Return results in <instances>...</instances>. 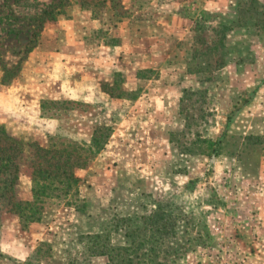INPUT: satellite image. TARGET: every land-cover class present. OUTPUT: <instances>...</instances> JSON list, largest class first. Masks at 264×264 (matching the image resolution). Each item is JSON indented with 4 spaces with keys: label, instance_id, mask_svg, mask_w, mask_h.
Segmentation results:
<instances>
[{
    "label": "rangeland",
    "instance_id": "obj_1",
    "mask_svg": "<svg viewBox=\"0 0 264 264\" xmlns=\"http://www.w3.org/2000/svg\"><path fill=\"white\" fill-rule=\"evenodd\" d=\"M124 1L0 0L7 66L38 32L17 75L2 84L0 71V126L42 148L109 135L76 171L77 193L47 200L40 221L24 227L0 200V264H104L88 236L124 246L138 227L132 264H264L263 143L243 139L236 120L254 91L245 68L264 52V0L167 6L146 24L139 0ZM38 161L22 156V201Z\"/></svg>",
    "mask_w": 264,
    "mask_h": 264
},
{
    "label": "trees",
    "instance_id": "obj_2",
    "mask_svg": "<svg viewBox=\"0 0 264 264\" xmlns=\"http://www.w3.org/2000/svg\"><path fill=\"white\" fill-rule=\"evenodd\" d=\"M49 13V10H43L35 18L34 21L37 22L38 28L43 23V17ZM37 36V31L31 33L25 48L19 52L22 56L15 64L7 66L4 61L0 60L2 84H7L17 75L22 59L35 47ZM98 132H101V129H96L93 132L91 141L86 148L76 144H69L63 148H42L34 143H24L0 126V200L5 201L9 210L18 217L24 227L41 220L42 205L47 200L60 198L66 200L77 193L80 179L76 175V171L87 166L91 160L90 156L102 150L109 137L103 132L96 135ZM243 139H254L255 143H263L262 158L264 160V136L246 135ZM80 151H85L87 154L83 157ZM29 153L36 154L40 161L31 167L32 200L22 201L15 194V186L21 168L22 156ZM158 214L154 212L152 218L162 221L161 217H157ZM127 220L121 218L118 222ZM157 228L155 230L159 232L160 228L158 226ZM142 232L145 234L144 229L139 227L125 229L124 236L130 238V242L124 246H113L107 235L88 236L89 241L92 242L88 251L91 256L106 257L107 261L104 264H132L131 256L138 251L141 245L137 243L136 238L143 236ZM101 239H103L102 244H99L98 241Z\"/></svg>",
    "mask_w": 264,
    "mask_h": 264
},
{
    "label": "crops",
    "instance_id": "obj_3",
    "mask_svg": "<svg viewBox=\"0 0 264 264\" xmlns=\"http://www.w3.org/2000/svg\"><path fill=\"white\" fill-rule=\"evenodd\" d=\"M132 1L134 0H125L123 2L124 9L129 10L132 7ZM139 0V10L136 12L138 15V22L139 23H151V22H158L161 21L160 19L163 17H166L168 14H165L164 16L162 14V8L167 6L172 7H189V6H207L210 5L211 0ZM201 1V3H199ZM205 9V8H203ZM128 16L124 17L122 20V26L121 27V34H118L121 37L127 36L126 30V24H129L131 22L130 13L127 14ZM174 18L179 16H185L184 14H180L179 12H172L171 14ZM171 16V17H172ZM72 22V21H70ZM119 24V23H118ZM74 25V24H72ZM71 25V26H72ZM124 44V42H123ZM162 61V60H160ZM264 52H258L254 63H250L249 66L245 68V72L247 75H250V79L254 82V91L252 93V99L250 101V104L244 107L238 114V117L236 120L242 121L244 125H242V130L244 135H259L264 134ZM154 67V66H152ZM251 81V80H250ZM242 86V91H248L250 88V85L246 81L244 85L240 84V87ZM251 91V90H250Z\"/></svg>",
    "mask_w": 264,
    "mask_h": 264
}]
</instances>
